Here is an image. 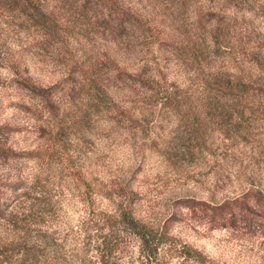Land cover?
<instances>
[{"label":"rangeland","instance_id":"obj_1","mask_svg":"<svg viewBox=\"0 0 264 264\" xmlns=\"http://www.w3.org/2000/svg\"><path fill=\"white\" fill-rule=\"evenodd\" d=\"M31 1L0 0V264H264V0Z\"/></svg>","mask_w":264,"mask_h":264},{"label":"trees","instance_id":"obj_2","mask_svg":"<svg viewBox=\"0 0 264 264\" xmlns=\"http://www.w3.org/2000/svg\"><path fill=\"white\" fill-rule=\"evenodd\" d=\"M8 3L14 4L16 7L21 9L22 11L29 10L28 16L34 19L38 23L46 24L49 20L38 8L34 5V2L31 0H6ZM19 85L23 88L28 89L34 94H38L36 92V86L30 82L29 79L23 78L20 80ZM36 92V93H35ZM39 95V94H38ZM41 95V94H40ZM169 100V98H166ZM166 100V102H168ZM171 104V102H168ZM0 152L5 154H10L11 150L8 148L0 147ZM35 152H29L28 155H33ZM256 201L260 200L254 196ZM264 206V201H261ZM226 202H221L220 204H214L209 206V209L214 212H226L228 209V205ZM3 207L0 205V218H4ZM116 223L123 230L129 231L133 236L137 239L138 247L143 253L144 257H154L157 254L158 245L163 241L162 236L165 231L163 230H152L149 228L144 222L135 218L132 213V210L128 206V203L120 201L117 206V214H116ZM192 258L196 259L200 264H219L212 260H205V257L196 249H192Z\"/></svg>","mask_w":264,"mask_h":264}]
</instances>
